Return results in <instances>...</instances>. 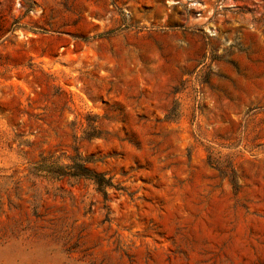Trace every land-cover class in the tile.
Here are the masks:
<instances>
[{
  "label": "rangeland",
  "instance_id": "rangeland-1",
  "mask_svg": "<svg viewBox=\"0 0 264 264\" xmlns=\"http://www.w3.org/2000/svg\"><path fill=\"white\" fill-rule=\"evenodd\" d=\"M0 264H264V0H0Z\"/></svg>",
  "mask_w": 264,
  "mask_h": 264
},
{
  "label": "crops",
  "instance_id": "crops-1",
  "mask_svg": "<svg viewBox=\"0 0 264 264\" xmlns=\"http://www.w3.org/2000/svg\"><path fill=\"white\" fill-rule=\"evenodd\" d=\"M117 3H119L120 5H122V0H117ZM231 15V11H226V13H221V14H218L216 18L212 19L211 23H215V24H218L220 21H222L221 19H223V22L225 24H232L233 22L230 20V19H226L225 17H229ZM201 35L200 37L203 39V42H204V46L205 48L209 47V43L210 41L212 40H215V39H218V38H221L223 39L222 40V48H226L228 45H227V42L229 41L230 39V36L231 34L228 33V32H224V31H221L220 33V36L217 37L216 34H211V35H208L209 33H207L206 31H201ZM226 42V44H225ZM209 54H211V51H210V47H209V50H207V53L203 56V64L206 63V61H208L210 58H209ZM229 55L228 54H224V57L225 58H222L221 62L218 63V64H226V65H229L230 62H231V58L228 57ZM217 58H215L213 60V64H215V62H217Z\"/></svg>",
  "mask_w": 264,
  "mask_h": 264
},
{
  "label": "trees",
  "instance_id": "trees-1",
  "mask_svg": "<svg viewBox=\"0 0 264 264\" xmlns=\"http://www.w3.org/2000/svg\"><path fill=\"white\" fill-rule=\"evenodd\" d=\"M81 168H82V170H83L84 174H88V173H87V168H86V167H84V165H81Z\"/></svg>",
  "mask_w": 264,
  "mask_h": 264
}]
</instances>
